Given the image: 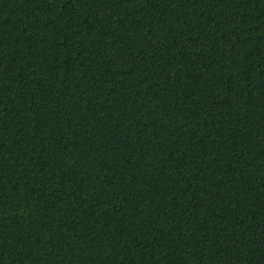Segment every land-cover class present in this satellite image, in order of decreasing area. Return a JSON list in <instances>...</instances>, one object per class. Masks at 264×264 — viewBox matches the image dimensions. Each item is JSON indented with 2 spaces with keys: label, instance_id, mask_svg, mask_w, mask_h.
Instances as JSON below:
<instances>
[{
  "label": "trees",
  "instance_id": "16d2710c",
  "mask_svg": "<svg viewBox=\"0 0 264 264\" xmlns=\"http://www.w3.org/2000/svg\"><path fill=\"white\" fill-rule=\"evenodd\" d=\"M0 264H264V0H0Z\"/></svg>",
  "mask_w": 264,
  "mask_h": 264
}]
</instances>
